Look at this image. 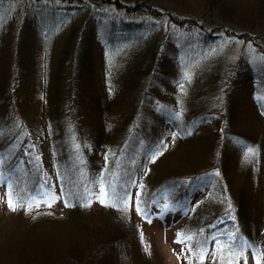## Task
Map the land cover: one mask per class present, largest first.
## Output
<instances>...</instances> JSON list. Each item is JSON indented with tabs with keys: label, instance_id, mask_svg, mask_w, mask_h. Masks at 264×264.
<instances>
[{
	"label": "trees",
	"instance_id": "16d2710c",
	"mask_svg": "<svg viewBox=\"0 0 264 264\" xmlns=\"http://www.w3.org/2000/svg\"><path fill=\"white\" fill-rule=\"evenodd\" d=\"M43 1L0 0V20L11 27L0 29V42L8 38L9 52L15 48L11 61V53L0 52V75L11 62L2 82L8 97L1 95L5 101L0 104V139L6 146L0 160L3 172L18 181L14 196L39 203L31 211L25 207L12 211L6 199L0 213V264H124L122 249L138 254L133 264H162L155 253H143L139 227L128 205L117 201L116 206L104 204L91 211L90 195L102 187L118 189L128 204L133 184L135 205H145L142 214H149L165 191L170 192L169 204L183 206L194 186L208 180L194 205L191 233L212 234L233 217L236 240L247 238L258 247L264 234L261 163L257 164L264 107L255 94L260 92L257 78L263 75L253 73V88L247 89L256 102L252 114L240 117L232 94L234 78L230 82L217 77L219 69L222 79L227 73L224 65L212 68L209 81H222L224 93L222 87L208 88L207 83L191 96L179 83L184 79L173 77L176 68L187 66L185 58L178 64L170 58L178 52L196 58L219 37L217 33H224L230 40L251 45L264 59V0ZM31 8L34 12L27 14ZM139 13L143 19L131 18ZM19 14L24 15L22 23ZM62 26L69 27L56 49L52 38ZM182 31L187 45L194 42L195 47L175 53L172 46L179 44ZM96 42L99 63L97 50L91 48ZM38 61L46 80L45 96L21 99L15 93L23 84L20 71L36 77ZM114 63L122 70L111 79ZM233 74L236 71L229 75ZM178 102L182 120L190 122L191 129L176 126L175 134L157 130L152 135L157 128L147 110ZM69 124L74 140L66 134ZM34 136L51 143L55 172L62 174V179L57 177L64 198L61 210L53 201L50 207L45 202L50 195L43 189L44 170ZM7 152L12 154L8 159ZM192 253L189 263L197 264V252Z\"/></svg>",
	"mask_w": 264,
	"mask_h": 264
},
{
	"label": "rangeland",
	"instance_id": "374dc122",
	"mask_svg": "<svg viewBox=\"0 0 264 264\" xmlns=\"http://www.w3.org/2000/svg\"><path fill=\"white\" fill-rule=\"evenodd\" d=\"M51 2H57L58 4H61L60 0H44L42 4ZM25 10L26 8L23 7V11ZM33 12L34 10H32L31 8V11H29L27 14H31ZM98 12L96 11L95 13L97 14ZM144 16V14L139 13L133 15L131 18L135 20H141L144 18ZM23 18L24 15L19 14V22L22 23ZM88 25L90 26V23ZM69 26L59 27L56 35L52 38L53 48L59 49L62 44V38L66 35V30ZM94 27H96V21L94 22ZM10 28L11 27H8L7 25L5 26L4 23H2V21L0 20V29L9 30ZM217 34L219 35V37L216 38L212 45H208L207 47H205L206 50L204 53L196 55V58H194V55H185L182 52H178L175 56L171 57L170 59L174 60L175 64L181 62L182 58H185V60H183L187 64V66L183 69L178 70L179 68H176L173 77L177 80L180 78L184 79L180 80L179 83H181V85L184 87L183 90H186L187 93L191 92V96L192 93L198 92L200 90V87L202 85L205 86V84L207 83L208 88L211 85H216L218 86V88L222 87V92L224 93L226 88H224V84L222 83V81H220V83L209 82L212 76L210 75L212 72V68H214L216 65L222 64V66L224 65V67L226 68L227 73L232 74L236 71L235 76L234 74L233 76H230L226 73L223 74L222 79V72L221 69H219L217 77L223 81L227 79L230 82L232 81V78H234L233 83L235 82L236 87L235 89L234 87H232V94L234 93V97L238 103V116L243 117L247 114H252L253 103L256 102L255 98H257L264 104V59H262L257 52L253 51V47L251 45L243 43L241 41L230 40L227 36L224 35V33ZM186 36L187 34L184 31L180 32V35H178L179 44L175 47L172 46L175 53L179 48H181L182 50H187V47H195L194 42H192L191 44L188 43L187 45ZM98 42H100V40H98ZM98 42L93 43V45H91V48H95L97 50L96 58H98L99 63L101 55H99L100 44ZM46 43L44 45H46ZM2 49H6L7 52L10 51V42L8 38L7 42H5L4 44L0 42V52L2 51ZM9 53H11L12 55L10 59L11 61L15 55V48ZM6 68V72L0 75V104L5 101V96H1L2 94L8 97V95L4 92L5 90L3 89V87L5 86H2V82L5 74L8 73L11 68V62L5 65V69ZM37 70L38 72L36 77L31 76V72L26 73L25 71H20V75L23 79V84H21L20 87L18 86L17 88H15V93H17L19 97H21V99H24L23 97H27L28 95H33L34 97L38 96V98H43L45 96L46 90L44 87H46V80L44 78V75L42 74L43 69L41 68L40 61H38ZM121 70L122 67H118L117 64L114 63L111 66L109 78L111 77V79H113L114 73L118 71L121 72ZM253 73H259L263 75V78H257L260 92H257L255 94V98H253V93L250 94V91L247 89L248 87L253 88ZM101 74L102 70L101 68H99L98 76L100 77ZM188 80L190 81L189 84L184 86V82L186 81L187 83ZM248 82H250L251 85H248ZM176 84L177 86H179L178 82ZM228 84L229 83H227V85ZM193 85L195 86L192 90ZM13 92L14 91H12V93ZM222 95L223 94H221V96ZM228 98L230 97L228 96ZM232 100L234 99L232 98ZM168 103L170 104V102ZM221 107H223V105ZM182 108V104L178 102V106H165V104L163 103V105H158L154 108L151 107L150 109H148L146 114L151 120L150 123L152 126L157 128L151 130L152 135H156L155 133L157 132V130L158 132L162 131V135H164V132L170 133V135L172 133L175 134L177 131L175 128L176 126H179L182 130L189 131L191 129V125L190 122H188L185 118L182 120ZM1 110L2 109L0 108V111ZM185 110L188 111L190 109L185 108ZM165 114L167 115V117L164 116ZM6 116H8V114H6ZM168 119H171V121H169ZM23 121L24 120H22V122ZM71 126L72 125L69 124L66 134L68 135L69 140H72V138L74 140V135L72 136L71 132V129L73 127ZM207 126L210 128H215V126L211 122H207ZM260 138H262L261 141H263L264 134H262ZM34 139H36L37 141L36 151L39 154L40 161L44 170L42 180L46 184V187H44L43 189L47 193H49V198L52 194H55V196L58 197L53 202L54 206L58 208L57 210H61L62 205H64V198L61 194L59 178L62 179V174L61 172H59L58 174H56L55 172L54 168L56 166H54L51 143L50 141L43 140L41 138H38L37 136H34ZM261 141L259 142V144L257 142V144L261 146L262 150L261 155L257 158V164L261 163L258 166L261 171L260 182L261 185H263L264 195V142ZM4 146H6V140L0 139V152ZM5 156L8 159L9 156H12V154L10 155V153L7 152ZM65 157H67V155ZM63 161L66 162V158ZM3 171V161L0 160V213L2 212L6 199L8 198V185L10 184L12 186V189H15L16 186L19 185L17 183V179H15L14 176H7V174L4 173L5 171ZM207 184L208 180L198 182L194 186V189L191 192L190 196H188L186 204L183 206H173L169 204L168 196L170 192L165 191L158 197L157 200H154V202L152 203V210L149 214H147V212H144L142 214V211L147 210L145 205H141L139 207L141 211H137L138 205H135L136 192L135 187H133L134 184L132 185V187H129V189H131V193L128 195L129 203L127 205L134 213L135 221L137 223V226L139 227L143 253H155L157 259L160 258V260L158 261H161L162 264H190L189 262L194 258V255L192 253L194 251L197 252V264H229V261L231 262V264H256L257 259H259V264H264V234L262 235L261 243L258 247H253L250 241L247 238H244L243 240L248 241L252 245V247L244 248L240 256L230 255L228 245L231 244L233 239H237L234 231L235 221L233 217H230L228 220H224L223 222H221V224L218 225V228H215L213 230L212 234H204L205 238L203 234L195 235L191 233V227H193V224H195V220H192L193 218H191L193 210L195 208L194 205H196L200 201V198L205 193ZM108 192L111 193L112 191ZM115 193L118 194V189L115 190ZM99 196L100 190L90 195L89 199L91 200V211H95L96 209L101 208L104 205L99 201ZM179 234L191 236L192 239L185 240L183 243L177 242L178 239L181 238ZM209 238L210 240L208 243ZM236 242L237 244L240 243L237 240ZM220 245L224 246L223 252H221L220 250ZM202 249L206 253L204 256H201ZM122 250L123 257L126 259L124 261V264H133L132 259L135 258L138 254H134L133 250ZM235 250L237 252L240 251L238 247ZM257 250L259 252V256L257 254Z\"/></svg>",
	"mask_w": 264,
	"mask_h": 264
},
{
	"label": "snow or ice",
	"instance_id": "6c2138e0",
	"mask_svg": "<svg viewBox=\"0 0 264 264\" xmlns=\"http://www.w3.org/2000/svg\"><path fill=\"white\" fill-rule=\"evenodd\" d=\"M9 191L7 193L8 195V199H7V205L9 207L10 210L12 211H16L17 208L20 207H25L27 211H31L32 208L35 207H39V203H36L35 205L31 202H27L24 201L23 198L17 199L14 196L13 193V189L12 186L9 184ZM58 197L55 196V194H52L51 197L49 198V200L45 201L48 206H51L52 201H54L55 199H57ZM99 201L103 204H105V206H116L117 201H119L121 204L127 205V201L126 200H121V198L118 196L117 193L112 192L109 193L106 189H104L103 187L100 190V196L98 197ZM66 206H69L66 202ZM137 211H141L140 208L137 206ZM151 222V221H149ZM179 236L181 237L180 239H178L177 242L183 243L185 240H191L192 237L191 236H186L185 234H179ZM220 250L221 252H223V245H220ZM229 247V252L230 255H235V256H240L242 254V251L244 248L246 247H252V245L248 242V241H240L239 244H237L236 240H232L231 244L228 245ZM239 248L240 251L237 252L235 249ZM206 253L205 251L202 249L201 250V256H204ZM257 254L259 256V252L257 250ZM229 264H231V262L229 261ZM256 264H259V259H257Z\"/></svg>",
	"mask_w": 264,
	"mask_h": 264
}]
</instances>
